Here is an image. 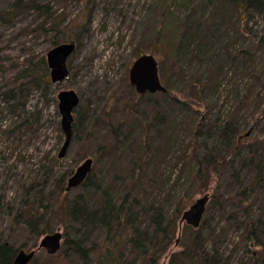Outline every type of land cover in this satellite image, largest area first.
Here are the masks:
<instances>
[{
    "label": "rangeland",
    "instance_id": "374dc122",
    "mask_svg": "<svg viewBox=\"0 0 264 264\" xmlns=\"http://www.w3.org/2000/svg\"><path fill=\"white\" fill-rule=\"evenodd\" d=\"M232 7L231 0H0V10L17 12L9 22L0 19V239L30 238L26 229L11 226L7 209L22 200L25 188L53 182L92 158L99 189L93 194L80 186L67 191L68 199L82 196L87 208L95 207L103 190L116 199L132 173L147 176L142 178L146 183L156 173L167 180L184 172L179 193L167 206L174 209L184 202L188 209L206 194L215 196L204 216V243L232 264H264L246 256L243 231L250 220L263 216L264 221V111L255 109L257 104L264 107V14L254 7L242 13ZM71 41L77 50L67 62L70 74L53 84L40 60ZM142 54L155 55L161 80L178 102L161 93H136L129 72ZM217 74L218 89L211 91ZM63 90H74L80 105L72 141L59 159L65 135L57 96ZM231 124L239 152L201 188L189 178L197 167L192 151L200 158L215 146L226 149L219 132ZM113 144L100 157L99 147ZM254 154L261 156L257 170L243 160ZM245 190L248 203L242 206ZM49 220L55 224L51 233L79 235L81 230L86 246L107 235L59 213ZM141 221L145 225L149 218ZM183 226L176 245L179 221L163 263L172 252L190 246ZM39 252L47 263V252ZM124 254L130 256L125 248ZM64 257L55 263H81L77 257L69 263Z\"/></svg>",
    "mask_w": 264,
    "mask_h": 264
},
{
    "label": "trees",
    "instance_id": "16d2710c",
    "mask_svg": "<svg viewBox=\"0 0 264 264\" xmlns=\"http://www.w3.org/2000/svg\"><path fill=\"white\" fill-rule=\"evenodd\" d=\"M231 3L234 9L236 8L241 13L248 12L250 8L254 7L259 13L264 14V0H231ZM16 15L15 10H0V19L4 22L11 21ZM56 44L54 43V45ZM40 61L45 69L46 76H48L49 70L46 59L42 58ZM27 72H29L28 69L24 73ZM214 80H212L211 91H217L218 89L219 85L217 86V84L220 83L218 74ZM161 95L163 97L168 96L170 99L173 97L174 102L179 101L178 95L172 96L169 89ZM186 103L187 101L183 102V104ZM259 105L257 104L255 109L261 113L264 111V107ZM196 124L198 123L196 122ZM225 126L219 134L224 139L226 149L215 146L207 152L208 154L200 158L196 154V149L192 151L191 157L196 160L197 167L195 170L192 169L190 176L189 174L188 176L194 184L198 183L201 188H207L213 177L218 176L219 168L225 162H228L235 153L239 152L234 124H231V129L227 125ZM74 128L75 121L73 123V133ZM115 136L117 135L115 134ZM112 141H117V138ZM110 146H114V144L99 147L100 157L108 154ZM155 150L159 149L156 148ZM260 157L255 154L253 157L247 155L243 156V160L257 170L261 164L256 160ZM179 160L184 164V157L180 156ZM177 163L179 161H176L173 165L175 169H178ZM183 168H189V165L187 164ZM73 173L74 171L70 170L61 176L58 175L50 183L31 184L23 190L22 197L20 196L21 201L13 203V206H8V213L11 215V226L26 229L30 233V238H27L26 241L24 239L23 242L7 238L0 239V264H13L21 250L27 247L32 248L31 250L35 249L38 246L39 239L51 233L55 228V224H52L49 219L51 215H56V213L64 218L70 217L76 222L89 224L93 233H98L102 229L107 235L101 240L97 239L90 246H86L83 238L80 237L81 230H77L79 235L76 232V234H71L67 230V233L64 234L63 247L57 254H44L48 261L42 263L40 257L43 254L41 255V252H39L30 264H56L55 262L64 255L65 257L62 259L66 262H70V257H77L81 261L80 264H232L231 258L222 260L216 248L214 250L208 248L204 243L205 241L201 235L207 226L206 222L208 221L206 219H203L204 221L197 230L185 226L183 235L191 238L190 246L186 245V248L180 252H172L168 260L163 263V257L170 252V247L175 241L178 222L186 210L184 202L177 203L178 205L176 204L174 209L167 206L179 193V188L182 186L181 180L186 178L184 172L177 174L175 177L168 176L167 180H164V174L156 173L153 179L146 183H143L142 178L146 180L147 176L141 175L136 178V175L132 173L131 177L124 179L127 181L125 190H121L120 194L117 193L116 199L112 194L110 195V191L103 190V193H101L102 199L96 198L97 205L89 208L85 206L84 201L80 200L82 196L73 200L68 199L66 179L68 180ZM96 174L93 169L81 185L82 190L93 191L94 194L96 188L99 189V183L95 181L97 178H94ZM162 185L165 186L163 190H161ZM155 192H157L156 195ZM214 198L215 196L210 200L211 203H214ZM247 203L248 192L245 190L241 205H247ZM60 204L61 207H59ZM244 208L248 209L247 206H244ZM1 209L0 203V212ZM144 217L149 218L148 223L145 225L141 221ZM262 219L263 216L258 220H250L243 229L246 235L245 239L249 245L246 256L255 257L258 260H264V221ZM127 225L129 226L126 236L123 237L122 232ZM188 230H191L190 233H188ZM218 239L222 241V236ZM124 248L125 252L129 251L130 256L124 254ZM130 257L131 259H129Z\"/></svg>",
    "mask_w": 264,
    "mask_h": 264
},
{
    "label": "water",
    "instance_id": "95a60500",
    "mask_svg": "<svg viewBox=\"0 0 264 264\" xmlns=\"http://www.w3.org/2000/svg\"><path fill=\"white\" fill-rule=\"evenodd\" d=\"M76 42L62 43L47 53V63L50 69L52 83L63 82L69 75L67 61L76 51ZM130 84L135 87L139 94L166 92L159 74V63L154 55L145 54L138 57L132 64L129 72ZM59 112L61 114V127L66 140L61 148L59 158H63L73 136L74 111L80 104L79 95L74 90H63L58 94ZM93 168V159H86L69 178L66 187L67 191L79 187L89 176ZM210 195L206 194L198 198L186 211H184L180 220V233L184 223L195 229L199 228L206 212V206L210 200ZM179 233V235H180ZM63 234L57 231L45 235L39 244L37 250L45 249L49 255L56 254L62 248ZM179 238L177 243L179 242ZM21 250L13 264H29L34 258L36 251Z\"/></svg>",
    "mask_w": 264,
    "mask_h": 264
}]
</instances>
